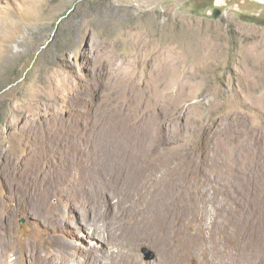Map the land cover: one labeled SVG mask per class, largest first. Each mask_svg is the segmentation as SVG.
I'll list each match as a JSON object with an SVG mask.
<instances>
[{
  "label": "rangeland",
  "instance_id": "1",
  "mask_svg": "<svg viewBox=\"0 0 264 264\" xmlns=\"http://www.w3.org/2000/svg\"><path fill=\"white\" fill-rule=\"evenodd\" d=\"M85 107L132 109L152 129L142 137L158 147L147 164L156 155L170 160L164 170L188 156L236 158L249 171V191L260 195L264 0H0V163L31 156L28 129L55 110ZM105 144L103 160L118 151ZM97 176L105 181L98 186L113 190L117 199L133 196L134 186L119 176L100 169ZM198 189L184 194L196 197ZM12 194L9 182L0 181V201L11 202ZM116 196L106 208L109 220L121 211ZM51 204L76 238L94 241L79 211L57 198ZM12 219L15 236L28 237L33 216L16 212ZM140 252L144 261L155 258L149 245ZM6 258L1 253L0 263Z\"/></svg>",
  "mask_w": 264,
  "mask_h": 264
},
{
  "label": "bare ground",
  "instance_id": "2",
  "mask_svg": "<svg viewBox=\"0 0 264 264\" xmlns=\"http://www.w3.org/2000/svg\"><path fill=\"white\" fill-rule=\"evenodd\" d=\"M92 109H54L26 133L31 156L0 163V181L6 179L13 189L11 202L0 201V254H7L0 264H264V190L260 195L249 191L245 165L241 169L236 158L219 156L218 161L208 154H186L166 170L168 157L154 155L147 164L150 152H158L142 137L151 127L133 117L129 107ZM104 143L118 150L114 157L103 160ZM97 166L102 175L115 174L134 186L133 196L117 199L113 190L98 186L104 180ZM218 166L221 174L213 177ZM195 186L196 197L184 194ZM112 195L122 212L109 220ZM53 198L79 211L84 232L94 241L74 236L60 221ZM16 212L33 216L25 239L14 234ZM204 218L205 224H199ZM144 245L156 250L152 262L141 255Z\"/></svg>",
  "mask_w": 264,
  "mask_h": 264
},
{
  "label": "water",
  "instance_id": "3",
  "mask_svg": "<svg viewBox=\"0 0 264 264\" xmlns=\"http://www.w3.org/2000/svg\"><path fill=\"white\" fill-rule=\"evenodd\" d=\"M216 16H218V15H216Z\"/></svg>",
  "mask_w": 264,
  "mask_h": 264
}]
</instances>
